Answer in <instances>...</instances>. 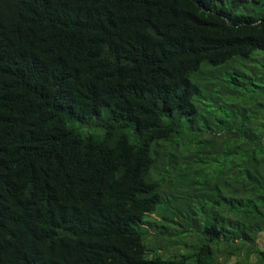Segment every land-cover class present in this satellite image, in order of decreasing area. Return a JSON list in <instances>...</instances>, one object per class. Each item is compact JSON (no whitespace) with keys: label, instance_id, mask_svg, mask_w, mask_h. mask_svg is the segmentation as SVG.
<instances>
[{"label":"trees","instance_id":"trees-1","mask_svg":"<svg viewBox=\"0 0 264 264\" xmlns=\"http://www.w3.org/2000/svg\"><path fill=\"white\" fill-rule=\"evenodd\" d=\"M261 2L0 0V264H264Z\"/></svg>","mask_w":264,"mask_h":264},{"label":"rangeland","instance_id":"rangeland-1","mask_svg":"<svg viewBox=\"0 0 264 264\" xmlns=\"http://www.w3.org/2000/svg\"><path fill=\"white\" fill-rule=\"evenodd\" d=\"M261 6H262V8L264 9V0H262V2H261ZM152 233L154 232V231H152V230H150ZM160 251H162V250H160ZM171 251H175V250H171Z\"/></svg>","mask_w":264,"mask_h":264}]
</instances>
